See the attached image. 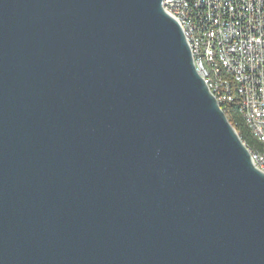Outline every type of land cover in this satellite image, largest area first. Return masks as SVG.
Segmentation results:
<instances>
[{
    "label": "water",
    "instance_id": "1",
    "mask_svg": "<svg viewBox=\"0 0 264 264\" xmlns=\"http://www.w3.org/2000/svg\"><path fill=\"white\" fill-rule=\"evenodd\" d=\"M164 0H0V264H264V174Z\"/></svg>",
    "mask_w": 264,
    "mask_h": 264
},
{
    "label": "built area",
    "instance_id": "2",
    "mask_svg": "<svg viewBox=\"0 0 264 264\" xmlns=\"http://www.w3.org/2000/svg\"><path fill=\"white\" fill-rule=\"evenodd\" d=\"M189 5L198 7L202 38L218 40L221 61L236 72L244 117L264 142V0H164L163 10L176 19L185 39H192ZM192 48H196L193 40ZM249 153L253 166L264 174V160Z\"/></svg>",
    "mask_w": 264,
    "mask_h": 264
},
{
    "label": "bare ground",
    "instance_id": "3",
    "mask_svg": "<svg viewBox=\"0 0 264 264\" xmlns=\"http://www.w3.org/2000/svg\"><path fill=\"white\" fill-rule=\"evenodd\" d=\"M189 25L192 26V28H190V37H192V39L185 40L189 46L191 55L194 56V62H196L197 68H199L200 75H203L202 79L209 92L215 98L220 107L224 103L233 102L234 98L230 93L229 82L218 78V69L215 64L217 63L224 69L227 75L232 76L233 82L236 84V95L240 100L239 114L243 118L252 137H254L261 145L259 151L253 152L250 150L251 155H253L254 159L264 160V142L262 141V134L251 132V125L250 123H247L246 117H244L243 97H241L240 94L239 80H236V72H234V70H227L226 65H224V61H221V57L218 55V40L205 41V39L202 38L201 20L198 18L197 5H189ZM192 40L196 48H192ZM203 63L209 66L210 72L214 75V80L209 77V73L206 69H204Z\"/></svg>",
    "mask_w": 264,
    "mask_h": 264
},
{
    "label": "trees",
    "instance_id": "4",
    "mask_svg": "<svg viewBox=\"0 0 264 264\" xmlns=\"http://www.w3.org/2000/svg\"><path fill=\"white\" fill-rule=\"evenodd\" d=\"M215 64L218 69V78L229 82L230 93L234 98L233 102L224 103L221 105V109L223 110L228 122L235 129L236 133L241 138L246 147L253 152L259 151L261 148L260 143L254 137H252L243 118L239 114L240 100L237 98L236 84L233 82L232 76L227 75L219 64ZM203 67L208 71L209 77L214 80V75L210 72L209 66L203 63Z\"/></svg>",
    "mask_w": 264,
    "mask_h": 264
}]
</instances>
